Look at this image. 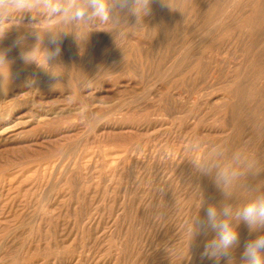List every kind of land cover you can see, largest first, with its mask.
Listing matches in <instances>:
<instances>
[{"label": "rangeland", "instance_id": "1", "mask_svg": "<svg viewBox=\"0 0 264 264\" xmlns=\"http://www.w3.org/2000/svg\"><path fill=\"white\" fill-rule=\"evenodd\" d=\"M44 27L46 43L51 30L68 46L36 71L40 87L55 95L46 104L9 105L3 80L0 130L25 106L47 114L43 130L77 126L80 134L13 170L0 163V264H22L23 255L25 264H215L202 257L213 234L191 240L195 220L209 204L235 209L264 192V0H153L139 23L117 10L106 24ZM13 28L0 43L1 72L19 36L38 41ZM127 118L158 126L127 140L88 139L97 124ZM219 173L230 182L218 187ZM238 232L232 264L264 234L242 222Z\"/></svg>", "mask_w": 264, "mask_h": 264}, {"label": "bare ground", "instance_id": "2", "mask_svg": "<svg viewBox=\"0 0 264 264\" xmlns=\"http://www.w3.org/2000/svg\"><path fill=\"white\" fill-rule=\"evenodd\" d=\"M33 17L35 19H33ZM49 21H52L54 23H58L59 21L57 19H48L46 16H44L41 12L39 11H33L32 12H22L17 14L16 16L13 17L11 23L13 26H18L23 29L27 33V35L30 34V29L34 28L39 35H44V29H48L45 26V23H48ZM64 24V23H63ZM102 24V23H101ZM92 25V24H91ZM13 26L6 32L5 36L3 39H0V43L8 38V37H13L14 32H16V29L13 28ZM5 27H8V25H5ZM102 27V26H101ZM92 28V27H91ZM104 28V27H103ZM79 30V29H78ZM164 31V30H163ZM24 32V33H25ZM152 32V31H151ZM25 33V34H26ZM66 33V32H65ZM125 33V32H124ZM157 34V33H156ZM26 36V35H25ZM113 36V35H112ZM28 37V36H27ZM61 45V46H59ZM59 45H54L51 43H46V40L44 41V37H40L38 41L35 43H30V42H25L20 45L16 46L14 45L12 49L9 51V59H10V64L8 68V72H1L0 71V84H2L3 80H7L9 84L11 85L10 90L8 91V98L9 102L8 104L12 103L11 105H15L16 101L19 99L23 98L24 100H28L29 102H38V103H45L44 99L55 95V93L52 92H44V87H40V82L37 80V74L36 71L38 68H40L42 65H44V58L49 59L51 63L55 61L54 56L49 57L47 56V53L55 51V48L58 46L60 51L61 49L63 51L68 50V46L65 43V47L62 44ZM70 45V44H69ZM79 45V44H78ZM76 45V47L78 46ZM63 46V47H62ZM71 46V45H70ZM69 46V47H70ZM86 46V45H85ZM80 47V45H79ZM65 50H64V49ZM89 48V47H88ZM122 48V47H121ZM79 49V48H77ZM76 49V50H77ZM81 49V48H80ZM80 49L78 51H80ZM130 49V48H129ZM76 51L79 55V52ZM125 51V50H124ZM81 52V51H80ZM83 52V51H82ZM151 54V53H150ZM5 55V54H4ZM26 55V59H25ZM59 55V54H58ZM135 55V54H134ZM6 58V55L4 56ZM66 58V57H65ZM90 59V58H89ZM58 60V59H57ZM73 60V59H72ZM93 60V59H92ZM100 61V60H99ZM7 63V62H6ZM47 63V62H46ZM50 63V64H51ZM70 63V62H69ZM104 63V62H103ZM2 64V62H1ZM0 64V65H1ZM48 64V63H47ZM59 64V63H58ZM52 65V64H51ZM53 67V66H52ZM51 67V68H52ZM90 67V65H89ZM99 68V67H98ZM43 72V71H42ZM134 73V72H133ZM114 74V73H113ZM39 76V75H38ZM49 77V76H48ZM70 77V76H69ZM91 77V76H90ZM45 79V78H44ZM78 79V78H77ZM87 79V78H86ZM21 81L24 83L22 84ZM79 81V80H78ZM106 84V83H105ZM91 85V84H90ZM83 87V86H82ZM49 89V88H48ZM73 89V88H72ZM102 89V88H101ZM100 89V90H101ZM6 91V89H5ZM91 93V91L89 92ZM100 94L101 91H98L97 94ZM1 94V93H0ZM4 93H2L1 96H3ZM95 96V95H94ZM4 96L2 97V99ZM95 98V97H94ZM5 99V98H4ZM3 99V100H4ZM92 99V98H91ZM1 100V99H0ZM6 100V99H5ZM2 101V100H1ZM0 101V102H1ZM8 101V100H7ZM23 101V100H22ZM21 101V102H22ZM47 101V100H46ZM3 102V101H2ZM19 102V101H18ZM24 102V101H23ZM30 102V103H31ZM5 103V104H7ZM27 103V102H26ZM25 103V104H26ZM56 103V102H55ZM4 104V103H3ZM9 104V105H10ZM17 104V103H16ZM46 104V103H45ZM9 105L7 107L9 108ZM19 105V104H18ZM23 105V104H22ZM28 105V104H27ZM29 106V105H28ZM40 106V105H39ZM38 106V107H39ZM3 108V106H1ZM32 107V106H31ZM37 108V107H36ZM6 109V107H5ZM15 110L13 111V119L11 120V123L9 126L5 127L3 130H0V163H3L4 161H7L8 163H11L10 169L17 167L20 165V163H24L25 161L31 160V159H36V158H44V153L51 152L54 150H57L58 148L60 149V146L67 141L70 140L73 136H76L79 133H77L79 130L77 129V126L73 127H66L62 125L60 128H56V131H48L47 129L43 130L44 121L45 117L47 114L43 112H38L35 115H31L30 109H26L25 106H19L18 108H14ZM39 109V108H37ZM41 109V107H40ZM44 109V108H42ZM10 110V108H9ZM13 110V109H12ZM45 110V109H44ZM37 111V110H36ZM47 112V111H45ZM58 112V111H57ZM8 113V112H7ZM6 113V114H7ZM139 114V113H138ZM10 115V114H8ZM7 115V116H8ZM54 116V115H53ZM57 116V115H56ZM121 117V116H120ZM49 118V117H48ZM52 118V117H51ZM50 118V120H51ZM55 117H53L54 119ZM110 118V117H109ZM125 118V117H123ZM5 119V118H4ZM9 119V118H8ZM52 119V120H53ZM46 120V119H45ZM49 120V119H48ZM47 120V121H48ZM49 120V121H50ZM129 119L127 118L126 121ZM7 121V120H6ZM79 121V120H78ZM119 122V121H109V122H103L97 124L94 129L92 135L88 136V139L90 140H127L129 138L133 137H142V136H147L151 131L154 130L157 126L158 123L155 122L154 120L152 122H138V120L134 123L130 121L131 123L127 122ZM135 121V120H134ZM4 122V121H3ZM47 123V122H46ZM53 123V122H52ZM51 124V123H50ZM76 124V123H75ZM47 125V124H46ZM88 127V126H87ZM161 127V126H160ZM31 128H35V134H23L25 130H29ZM46 128V127H45ZM82 128V127H81ZM189 128V127H188ZM192 129V128H191ZM78 130V131H77ZM83 130V129H81ZM157 130V129H156ZM186 130V129H185ZM184 130V131H185ZM188 130V129H187ZM190 130V129H189ZM200 131H204L207 133L215 132L218 131V129L209 127V126H200ZM192 131V130H191ZM179 133V132H178ZM181 133V131H180ZM188 133V131H187ZM202 133V132H201ZM167 134V133H166ZM175 133H173L174 135ZM183 134V133H182ZM189 134V133H188ZM185 135V133H184ZM166 137V136H165ZM185 137V136H183ZM173 138V137H172ZM87 139V140H88ZM91 142V141H90ZM94 142V141H93ZM58 149V150H59ZM10 152V155H3V153ZM55 152V151H54ZM53 152V153H54ZM2 154V155H1ZM55 154V153H54ZM5 164V163H4ZM1 165V164H0ZM37 165V164H36ZM33 165V166H36ZM53 165V164H52ZM51 165V166H52ZM32 167V166H31ZM30 167V168H31ZM20 168V167H19ZM33 168V167H32ZM44 168V167H43ZM9 169V170H10ZM8 170V171H9ZM13 170V169H12ZM22 169H19L21 171ZM30 170V169H28ZM27 170V171H28ZM29 172V171H28ZM8 173V172H7ZM11 173V172H10ZM32 173V170L31 172ZM6 174V173H5ZM13 173H11L12 175ZM16 174V172H15ZM19 174V173H18ZM10 175V177H11ZM14 175V174H13ZM7 176V175H6ZM4 177V176H3ZM26 177V176H24ZM19 178V177H18ZM23 178V177H21ZM36 178V177H35ZM11 179V178H10ZM13 179V178H12ZM37 179V178H36ZM29 180V179H28ZM20 181V180H19ZM41 180H39L40 182ZM14 182V181H13ZM18 182V181H16ZM25 182V181H24ZM37 182V183H39ZM6 183V182H5ZM10 183V182H9ZM17 184V183H16ZM9 185V184H8ZM7 185V186H8ZM30 186V185H29ZM14 188V186H12ZM11 187V188H12ZM28 187V186H27ZM26 187V188H27ZM31 187V186H30ZM36 187V186H35ZM8 188V187H6ZM24 188L26 191L27 189ZM43 191V190H42ZM32 193V191H31ZM36 193V192H35ZM42 193V192H41ZM20 195V194H19ZM11 196V195H10ZM38 197V195H36ZM21 197V196H20ZM20 197H19V202H20ZM36 197V198H37ZM23 198V196H22ZM16 200V201H18ZM1 201V200H0ZM7 201V200H6ZM5 202V200L2 201V203ZM22 203V202H20ZM17 204V203H16ZM29 204V203H28ZM15 205V204H14ZM21 205V204H20ZM20 205L17 207H20ZM16 206V205H15ZM13 207V203L11 202L9 204L8 208ZM22 207V205H21ZM2 208V207H1ZM5 208V207H4ZM24 208L20 209L23 210ZM9 210V209H8ZM4 211V209H3ZM7 212V211H6ZM15 212V210H14ZM5 213V212H4ZM19 213V212H18ZM39 213V212H38ZM40 214V213H39ZM44 214V213H43ZM6 215V214H5ZM17 215V214H16ZM38 215V214H37ZM42 215V214H41ZM15 216V215H14ZM26 216V215H25ZM6 217V216H5ZM17 217V216H16ZM23 217V216H22ZM36 217V216H35ZM41 217V216H40ZM9 218V217H8ZM13 218V217H12ZM21 219V218H19ZM37 219V218H36ZM22 220V219H21ZM40 220V219H39ZM44 220V218H43ZM2 221V220H1ZM11 222V220H10ZM13 222V221H12ZM11 222V223H12ZM21 221H19L20 223ZM36 223V220H35ZM4 224V223H3ZM2 225V224H1ZM6 225V224H5ZM9 225V224H8ZM6 225V226H8ZM14 225V224H13ZM37 225V224H36ZM35 225V226H36ZM4 227V225H3ZM10 227V226H9ZM2 228V226H1ZM5 228V227H4ZM40 228V227H39ZM16 231V230H15ZM37 227L34 233L37 234ZM40 231V230H39ZM38 231V232H39ZM13 232V231H12ZM12 235L11 233H9ZM8 235V234H7ZM22 236V235H21ZM13 237V236H12ZM16 237V236H14ZM19 237V236H18ZM9 238V237H8ZM3 239V238H2ZM5 242V238L3 239ZM7 240V239H6ZM10 240V239H9ZM17 240V238H16ZM1 241V240H0ZM15 242V241H14ZM10 242H8L9 244ZM24 243V242H23ZM27 243V242H26ZM7 244V242H6ZM16 244V242L14 243ZM22 244V243H21ZM29 244V242H28ZM13 245V244H12ZM26 245V244H25ZM11 246V245H10ZM16 246V245H15ZM36 247V245H34ZM24 247V245H23ZM28 247V246H27ZM5 248V247H4ZM3 248V249H4ZM11 248H13L11 246ZM31 248V247H30ZM22 249V247H21ZM27 250V248H25ZM38 249V247H37ZM11 250V249H10ZM16 251V250H15ZM33 251V249H32ZM31 251V252H32ZM35 252V251H34ZM37 252V251H36ZM8 253V252H7ZM33 253V252H32ZM19 254V253H18ZM5 255V253H4ZM10 255V254H9ZM31 255V253L29 254ZM34 255V254H32ZM2 254H0V257ZM4 257V256H3ZM7 258V257H5ZM3 258V259H5ZM22 264H25V255L21 256ZM2 259V258H1ZM2 259V260H3ZM39 260V259H38ZM1 261V260H0ZM8 262V260H7ZM32 262V261H31ZM35 262V261H34ZM2 264V263H1ZM33 264V263H31Z\"/></svg>", "mask_w": 264, "mask_h": 264}, {"label": "clouds", "instance_id": "3", "mask_svg": "<svg viewBox=\"0 0 264 264\" xmlns=\"http://www.w3.org/2000/svg\"><path fill=\"white\" fill-rule=\"evenodd\" d=\"M152 2L153 0H0V39L13 26V17L25 11H39L48 19H57L65 24H106L114 12L120 10L135 16L136 23H139L150 14ZM29 29L30 34L39 40V33L34 28ZM47 33L50 34L49 43L58 45V33L51 30ZM24 40V36H19L14 44L20 46ZM59 51L57 46L55 51L47 53L48 58L58 55ZM221 182L225 185L230 182L227 174L217 175L218 187ZM241 222L250 232L264 230V192L257 193L243 206L235 209L227 202H222L219 206L209 204L205 209V218H197L189 229L191 240L201 232H211L213 235L205 243L202 257L214 260L215 264H219L224 258L228 260V264H232L231 253L240 243L238 226ZM241 264H264V234L244 244Z\"/></svg>", "mask_w": 264, "mask_h": 264}]
</instances>
